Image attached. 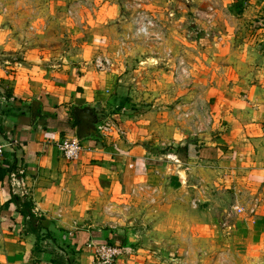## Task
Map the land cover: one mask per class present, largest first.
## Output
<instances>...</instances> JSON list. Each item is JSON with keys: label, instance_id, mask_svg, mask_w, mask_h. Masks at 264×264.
Masks as SVG:
<instances>
[{"label": "crops", "instance_id": "0c3cea01", "mask_svg": "<svg viewBox=\"0 0 264 264\" xmlns=\"http://www.w3.org/2000/svg\"><path fill=\"white\" fill-rule=\"evenodd\" d=\"M259 3L257 11L264 8V0ZM101 8L97 15L116 13L114 4ZM14 49L0 42L1 56ZM23 55L26 62L0 57V141L12 143L0 164V264H94L88 242L124 244L128 236L130 252L113 264H170L183 253L164 244L170 239L161 245L152 238L141 212L150 198L131 195L132 188H156L159 199L166 189L182 187V172L194 171L200 183L201 166H209L214 184L242 182L264 194V53L258 51V61L247 62L242 74H227L223 86H209L213 121L197 140L147 114L128 115L114 89L119 78L107 68L66 60L46 64L45 57ZM92 103L100 104L110 130L80 140L79 158L66 160L57 146L76 136L73 107ZM169 132L183 156L166 147L172 141L160 135ZM261 206L250 226H262Z\"/></svg>", "mask_w": 264, "mask_h": 264}, {"label": "rangeland", "instance_id": "374dc122", "mask_svg": "<svg viewBox=\"0 0 264 264\" xmlns=\"http://www.w3.org/2000/svg\"><path fill=\"white\" fill-rule=\"evenodd\" d=\"M259 1L0 0V29L6 32L0 42L15 48L0 57L26 62L28 51L35 60L45 57L46 64L66 60L91 66L107 59L128 115L147 114L197 140L213 121L209 86H223L227 74H242L250 68L247 62L258 61V51L264 53ZM109 3L116 13H95ZM173 132L160 136H169L166 147L183 156L182 146L173 145ZM201 174L196 183L194 171L182 172L180 189L141 203L152 238L161 245L170 239L164 244L183 253L184 259L170 264H264V213H259L262 229L250 226L252 216L230 213L234 204L257 203L264 212L262 189L248 190L242 182L225 187L224 179L214 184L209 166H201Z\"/></svg>", "mask_w": 264, "mask_h": 264}, {"label": "built area", "instance_id": "2783aa9c", "mask_svg": "<svg viewBox=\"0 0 264 264\" xmlns=\"http://www.w3.org/2000/svg\"><path fill=\"white\" fill-rule=\"evenodd\" d=\"M145 28H141V31H144ZM109 61L106 59H98L96 62V67L104 69L107 68L105 65H109ZM110 130V125L108 123H101L98 132L101 135H104ZM6 145H12V143H5L0 141V164L3 162V153ZM62 154V156L69 161H75L79 158L80 152L82 150L81 141L77 136H68L60 140L57 146ZM146 194L148 198L153 202L155 200V194L157 189L146 186H136L130 190L131 195ZM198 199H193L192 204L196 206ZM257 204H253L249 208H244L238 204H234L230 207V213L245 214L247 216H253L255 214ZM87 247L93 252L94 264H113L115 260L123 255L130 252V248L122 243H94L88 242Z\"/></svg>", "mask_w": 264, "mask_h": 264}, {"label": "water", "instance_id": "95a60500", "mask_svg": "<svg viewBox=\"0 0 264 264\" xmlns=\"http://www.w3.org/2000/svg\"><path fill=\"white\" fill-rule=\"evenodd\" d=\"M36 104L38 101L33 100ZM34 110V108H32ZM73 115L76 120L79 121L76 127V136L79 140H84L88 138L95 137L98 133V128L100 124L105 119L104 112L100 108L99 103L86 104L84 106L73 107ZM133 238L128 236L124 239V245L132 243Z\"/></svg>", "mask_w": 264, "mask_h": 264}, {"label": "trees", "instance_id": "16d2710c", "mask_svg": "<svg viewBox=\"0 0 264 264\" xmlns=\"http://www.w3.org/2000/svg\"><path fill=\"white\" fill-rule=\"evenodd\" d=\"M25 207H27V206H29V204H27V203H25ZM28 208V207H27ZM27 208H25L24 209V212L26 213V214H28L30 217H32V214L30 213V211L27 209ZM124 241V240H123ZM119 242H121V241H119Z\"/></svg>", "mask_w": 264, "mask_h": 264}]
</instances>
